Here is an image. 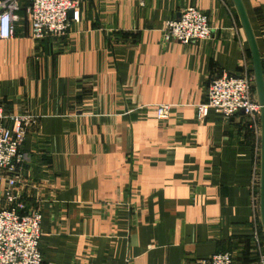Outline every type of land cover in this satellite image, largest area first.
Masks as SVG:
<instances>
[{"label": "crops", "instance_id": "0c3cea01", "mask_svg": "<svg viewBox=\"0 0 264 264\" xmlns=\"http://www.w3.org/2000/svg\"><path fill=\"white\" fill-rule=\"evenodd\" d=\"M241 1L264 56V0ZM80 5L60 37L35 42L26 22L0 40V105L37 116L17 188L42 214V264H196L221 252L264 264L261 131L242 111L196 113L211 79L253 74L233 0ZM188 6L209 16L212 37L164 41L165 21Z\"/></svg>", "mask_w": 264, "mask_h": 264}, {"label": "built area", "instance_id": "2783aa9c", "mask_svg": "<svg viewBox=\"0 0 264 264\" xmlns=\"http://www.w3.org/2000/svg\"><path fill=\"white\" fill-rule=\"evenodd\" d=\"M20 5L21 0H0V40L14 36ZM25 15L33 40L60 37L72 23L80 21V0H30ZM161 33L166 42L185 44L211 38L213 27L206 13L188 6L176 18L165 21ZM262 68L264 82V62ZM260 107L252 73L223 72L210 80L206 98L196 105V113L201 119L212 109L228 119L242 111L250 118L249 126L257 135L261 131ZM169 115L170 105L160 104L155 108L158 120H166ZM36 118L29 112H6L0 105V264H42L43 260L38 247L42 235L40 208L27 207L17 188L24 160L21 146ZM232 263L229 252L196 260V264Z\"/></svg>", "mask_w": 264, "mask_h": 264}, {"label": "water", "instance_id": "95a60500", "mask_svg": "<svg viewBox=\"0 0 264 264\" xmlns=\"http://www.w3.org/2000/svg\"><path fill=\"white\" fill-rule=\"evenodd\" d=\"M236 7L242 28L244 30L252 60V70L255 82V91L258 103L260 104V126H261V157H260V186H259V210L264 231V82L262 77V63L264 56L260 55L258 47L252 33L244 6L241 0H233ZM71 15V13H70Z\"/></svg>", "mask_w": 264, "mask_h": 264}, {"label": "rangeland", "instance_id": "374dc122", "mask_svg": "<svg viewBox=\"0 0 264 264\" xmlns=\"http://www.w3.org/2000/svg\"><path fill=\"white\" fill-rule=\"evenodd\" d=\"M26 3L24 4H21L20 5V8L19 10L16 12V15L18 17H20V19L18 20V23L16 24V28H15V34L14 35H17V34H22L20 32H22V29L24 28V24H26L27 21V18H26V15H25V5ZM31 37V36H30ZM32 39V37H31ZM33 40V39H32ZM35 41V40H34ZM37 42V41H35Z\"/></svg>", "mask_w": 264, "mask_h": 264}, {"label": "trees", "instance_id": "16d2710c", "mask_svg": "<svg viewBox=\"0 0 264 264\" xmlns=\"http://www.w3.org/2000/svg\"><path fill=\"white\" fill-rule=\"evenodd\" d=\"M262 67H263V63H262Z\"/></svg>", "mask_w": 264, "mask_h": 264}]
</instances>
